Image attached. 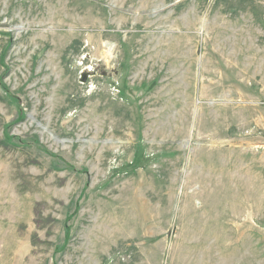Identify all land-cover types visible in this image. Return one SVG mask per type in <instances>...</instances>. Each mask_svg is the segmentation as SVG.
<instances>
[{
	"label": "rangeland",
	"instance_id": "374dc122",
	"mask_svg": "<svg viewBox=\"0 0 264 264\" xmlns=\"http://www.w3.org/2000/svg\"><path fill=\"white\" fill-rule=\"evenodd\" d=\"M0 264H264V0H0Z\"/></svg>",
	"mask_w": 264,
	"mask_h": 264
},
{
	"label": "bare ground",
	"instance_id": "6f19581e",
	"mask_svg": "<svg viewBox=\"0 0 264 264\" xmlns=\"http://www.w3.org/2000/svg\"><path fill=\"white\" fill-rule=\"evenodd\" d=\"M107 149V148H106ZM102 155V154H101ZM104 155V154H103ZM100 158V157H99ZM192 197V196H191ZM155 204V203H154Z\"/></svg>",
	"mask_w": 264,
	"mask_h": 264
}]
</instances>
